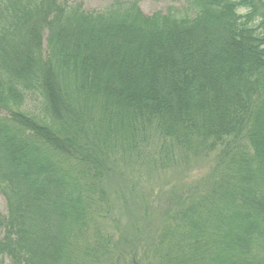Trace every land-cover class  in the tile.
I'll list each match as a JSON object with an SVG mask.
<instances>
[{"label": "trees", "instance_id": "16d2710c", "mask_svg": "<svg viewBox=\"0 0 264 264\" xmlns=\"http://www.w3.org/2000/svg\"><path fill=\"white\" fill-rule=\"evenodd\" d=\"M182 1L0 0V264H264V0Z\"/></svg>", "mask_w": 264, "mask_h": 264}, {"label": "rangeland", "instance_id": "374dc122", "mask_svg": "<svg viewBox=\"0 0 264 264\" xmlns=\"http://www.w3.org/2000/svg\"><path fill=\"white\" fill-rule=\"evenodd\" d=\"M59 1L62 3H68V4L80 3L85 11L90 12V11H102L106 9L115 0H59ZM118 1H131V0H118ZM135 1L138 3V6L141 12L146 16H150L156 12L166 13V11L169 8L180 9L181 7L184 6V2L182 0H135ZM33 105L36 106L34 103ZM206 170H207V167L205 165H198V166L196 165L192 167L191 169H189V172H187L186 174L179 175V174L174 173L172 176L173 178H171V180L170 179L166 180V182L170 180V182H176L177 185L179 184L183 185L184 183L189 184L191 181L199 178L200 176H203ZM125 175H126L125 178L128 179L129 181L138 183V184H135L136 191H138V194H140V192L142 191L145 194L144 197L146 201H145V205L142 206L143 212L139 209V211L136 212V215H134L135 214V210H134L133 214L132 212H130L127 219H122V221H120L118 231L120 232V236H121V234L125 231V229L127 230L128 228L133 226L134 219H132V221L128 223V221L132 217L136 218L135 216L137 217L144 216L141 222L135 227H138L140 229L141 234L145 236L148 240V238H150L153 235L152 229L158 223L157 219H159L157 218L156 213L158 212V210H160V208L157 206H153V204L161 203L163 200V196L162 194H160L162 187L157 188V189H154V188L159 183L164 182V181L162 180L152 185H149V184L142 185V183L140 185L139 179L142 177V173L129 172V174H125ZM151 189H153V192H151V195L146 194ZM135 202L137 203L139 207L140 203L141 202L143 203L144 201H142V199H137ZM0 212L5 213V203L1 196H0ZM140 243H142V241ZM148 243H149V240H148ZM122 249H123V246H121L120 248V253ZM142 251H143V248L140 250L141 254H142ZM121 260L122 258L120 259V264H122Z\"/></svg>", "mask_w": 264, "mask_h": 264}]
</instances>
